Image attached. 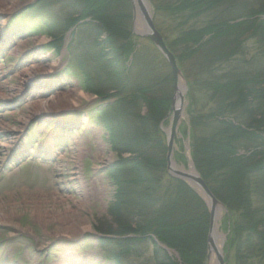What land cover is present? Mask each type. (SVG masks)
<instances>
[{
    "label": "rangeland",
    "instance_id": "obj_1",
    "mask_svg": "<svg viewBox=\"0 0 264 264\" xmlns=\"http://www.w3.org/2000/svg\"><path fill=\"white\" fill-rule=\"evenodd\" d=\"M54 1L59 0L52 2ZM83 1L89 3L92 0ZM137 1L139 2V0H101L102 6L96 8L86 21H92L97 28L102 29L99 31L97 42L101 47L105 45L106 48L102 50L93 46L97 32L93 35L86 29L76 28L77 33H82V38L69 48L75 61L70 68L63 69L60 66L66 61L67 55L63 52L57 55L53 48L60 46L61 49L63 48L69 30L61 34L58 30L63 28L62 25H68V18L73 14L71 10L77 12L80 8L68 5L69 8L66 9L65 5H53L52 14L45 15L42 24L35 21L31 24L28 22L30 26L20 33V38L24 35L23 39L14 42L10 19L13 21V18L19 17L18 20L26 21L25 7L32 0H0V51H2L0 53V264H111L106 260L103 250L97 246L92 233L99 224L116 229V221L108 215L107 207L117 189L116 195L122 201L127 199L128 191L123 190L120 185L117 188L110 183L106 174L107 168L116 161L130 163L131 160L138 159V161L148 160L146 163L143 162L141 167L150 170L153 166L149 165V162L151 163L157 155L165 158V146L168 145L173 119L170 106L174 103L176 95L173 74L170 66L168 67L169 64L167 65L168 62L155 50L149 38L142 36L146 21ZM154 1L158 6L162 0ZM181 1L170 0V4L179 5ZM240 1L245 4L249 12H256L258 6H263V0ZM129 2L134 5L131 14L134 17L133 24L131 23L134 29L131 28L139 35L136 41L127 35ZM145 7L146 13L155 14L154 5L149 4ZM78 12L80 13L79 10ZM221 13L222 9L219 14ZM158 16L160 19L157 20L155 27L163 32L167 41L174 40L180 29L183 32L188 31L187 25L179 26L177 19L173 21L167 14ZM135 17L143 19L141 21ZM210 19L211 17L205 13L200 21L207 22ZM121 21V29L118 33H110L107 30L109 26L117 25ZM43 25H51L53 29L48 31ZM91 31L95 30L91 29ZM235 36L230 39H234ZM223 40L224 37L221 38V41ZM239 40L243 41L242 50L246 54L243 59L248 61L255 54L256 58H261L258 45L250 33L244 34ZM110 44L113 46L111 50L108 49ZM210 44L215 46L217 41H212ZM6 47L8 49L5 51ZM99 54L107 63L115 60V66L118 67L117 77L122 75L121 79H130L129 82L142 86L140 89L146 90L143 95L145 99L136 100V97L129 96V92L113 93L115 90L110 88V83L113 81L93 69L102 64L93 61ZM238 54L242 53L238 52ZM204 57L201 59L202 66L204 65L202 86L212 85L214 81L218 82L219 78L225 81L223 78L227 70L223 65H216L213 61V53L208 52ZM235 58L239 57L235 56ZM190 61L182 64L181 71L192 82L199 69L198 66L194 68L197 58ZM119 63H124L129 71L126 72ZM123 70L127 76L122 73ZM85 75L91 78L87 86H85ZM65 81L66 87L58 88L56 84ZM222 81L219 83L222 84ZM43 87H52L53 93L47 96ZM201 94L195 92L192 101H189L190 98L185 100L182 119L172 138L176 169L193 178L197 174L196 163L202 166L199 160L207 161L206 156L216 157L217 153L212 147L206 149L199 146L198 150L201 149V152L207 150L205 153L208 155L199 154L195 157L193 154L196 152L190 134L193 131L196 136L205 135L208 128L218 125L217 120L210 114L217 108L216 103L218 105L224 102L218 96L219 99L212 103L209 98ZM123 96L126 98L124 103L128 104L129 108L119 103L110 104L111 107L106 110V117L116 121L118 126L110 123L114 131L107 133L103 127L95 123V119L100 117L99 114L102 112L94 110L90 105L97 104V100L103 103L116 102V99ZM162 100L164 107L161 105ZM226 100L228 99H225V104L232 102ZM191 110L198 112L192 120ZM251 112L253 113L254 109ZM56 116L69 119L72 124H63L61 120L54 118ZM243 119L245 121L246 117ZM147 121L149 124L144 125ZM241 121L239 123L243 125ZM74 122L75 125L77 122L81 125L75 126ZM190 123L193 125L192 131ZM62 125H64L63 129L60 128ZM153 125L158 136H153L154 134L150 132ZM48 126H54L55 129L52 130ZM244 126L241 135H245V132L252 133L250 126ZM126 127L129 128L131 137L145 136L143 139L147 137L149 142L135 147L136 151L132 150L133 153L129 151L119 154L113 149V144L118 140L115 131ZM94 129L98 131L94 132ZM158 137L162 145L164 143V148L160 151L157 147ZM238 154L244 157L242 158L254 189L255 195L248 196L253 206L251 219L255 222L264 221V212L261 209H264V172H260L257 167L260 158L255 157L245 148L239 150ZM176 156H180L182 160H177ZM124 164L129 168V164ZM197 177L208 194L219 203L216 206L215 226L221 235L220 251L225 256V264H264L259 252L260 246L257 249L255 246L259 245L260 241L257 238L253 240V234L250 237L252 240L249 241L255 246L254 250L251 252L244 248L241 252L238 250L239 259L234 255V247H229L232 237L231 228L233 225L234 227L242 225L241 214L229 209L224 200L217 198L212 187L215 184L205 181L200 174ZM167 178L181 182L192 189L205 206L207 215L210 216L209 197L201 187L193 183L191 178L174 179L169 176ZM144 183L148 192L157 191L156 179H145ZM231 190L232 183L226 182L222 194L231 198L233 193ZM162 203L161 205L158 203V206L171 217L169 221L173 222L174 226L183 225L180 213ZM194 214V211L189 213L192 219L197 213ZM200 226V222H194L193 231L186 234L189 237L187 242L194 244L195 252ZM257 226L260 228L257 232L264 231V224ZM180 229L185 232V226H181ZM183 232L178 236H183ZM248 235L246 233L245 237L242 236L243 244H246ZM208 241L207 233L204 239L206 256L200 263L217 264V253L213 247L210 248ZM158 243H155L157 249L165 251L170 257L165 264L175 262L174 257L179 255L173 249L162 245L164 249ZM135 252L136 254L121 256V264H156L154 251L152 253V248L149 246L136 247Z\"/></svg>",
    "mask_w": 264,
    "mask_h": 264
},
{
    "label": "trees",
    "instance_id": "obj_2",
    "mask_svg": "<svg viewBox=\"0 0 264 264\" xmlns=\"http://www.w3.org/2000/svg\"><path fill=\"white\" fill-rule=\"evenodd\" d=\"M66 1L72 2L75 8H80L78 9L80 13L77 10V12L73 13L72 16L68 18V25L66 28L75 26L78 22L86 20L96 11V8L102 6L100 4L101 0H92L89 3L83 0H62V2ZM150 1L154 5L155 24H157V20L160 19L158 15L167 14L173 21L177 19L176 21H178L179 26H188V31H185L186 33L180 29L172 41H167L163 32L157 29L163 34L167 47L176 56L180 69L184 62L188 60L191 62L190 60L197 58L194 68L198 66L199 73L192 82L182 71L189 87V101L193 100L192 97L195 92L198 94L203 93L201 95L207 99L209 98L212 103L219 99L218 96L221 98L220 100L223 99L222 101H224L218 103V105L216 103L217 108L210 114L217 120L218 125L208 128L205 135L196 136L195 132L193 133L192 131L193 125L190 123L192 131L190 137L193 144L192 146L195 148L194 151L196 152L193 155L195 157L199 154L208 155L205 153L207 150H203L202 152L201 149L198 150L199 146L200 148L206 147V149L212 147L217 153L216 157L212 155L206 156L210 161L199 160L202 166L196 163L195 168L197 173L200 174L205 181L215 184L212 185V187L215 194L218 196L216 197L224 200L226 205L229 206V209H233L235 212L237 211L241 214L242 225H236L235 227L233 225V228H231L232 237L229 241V247H234V255L239 259L240 253L237 254L238 250L241 252V249L244 248L248 252H251L254 250L255 246L256 249L260 246L259 252L264 260V231L257 232V229H260L257 225L264 224V221L258 220L255 222L251 219L253 215L250 213L253 206L250 203L249 197L255 194L253 192L254 189L250 181L248 169L244 163V157L238 154V151L243 148L250 150L252 155L260 158L257 161V167L260 169V172H264V135H260V128L257 126L258 121L262 122L264 125V20L259 18V16L263 14V11H261L262 9H258L256 12H249V10L245 8V4L240 0H182L179 5L170 4V0H165V2L162 0L158 6L157 2L155 3L154 0ZM127 8L129 26L127 35L135 41L133 36H131V15L128 6ZM221 9L222 13L219 14ZM205 13L208 17H211V19L207 22L200 21ZM121 24L122 21L117 23V25L113 24L109 26L107 30H109L110 33H118L121 29ZM78 29H86V31L88 30L93 35L97 32L93 46L95 48L99 47L102 50L106 48L105 45L101 47L97 42L101 28H97L92 21L83 22ZM91 29L95 31L92 32ZM61 31L59 33H61ZM246 33H250V36L253 37L260 46L258 50L261 58H256L255 54L254 57L248 61L243 59L246 54L242 50L243 41L239 39ZM81 34L82 33H80L79 36ZM233 35H236L235 38L230 39ZM223 37L225 40L221 41ZM212 41H217V44L211 46L210 42ZM112 47L113 46L110 45L108 49L111 50ZM133 48L134 46L131 50H133ZM208 52L213 53V61H215L218 66L223 65L227 73L223 78L225 81L219 78L218 82L214 81L212 85L202 86V69L204 65L202 66L201 59L205 58L204 55ZM238 52L242 54L239 55ZM235 56L239 58L236 59ZM102 57L103 56L99 54L93 61L102 64L105 63L106 65L103 66L99 64V66L94 67V69H96V71L100 70V72H103L104 75L108 76L113 81L110 83L111 90H115L117 94L129 92V96L136 97V100L139 98L144 100L145 97H143V95H145L146 90L140 89L142 86L138 85V83L129 82L130 79H121L122 75L117 77L118 67L115 66V60H113V62L112 60L108 61L107 63ZM117 61L119 62L118 59ZM222 61L224 63H222ZM119 64L122 65V68H124L126 72L129 71L126 69L124 63ZM125 71L123 70L122 73L127 76ZM90 80L91 78L89 75H85V86H87ZM221 81L222 84L219 83ZM124 87H126V89ZM124 96L122 98L119 97L115 104L119 103L128 107V104L124 103L126 100ZM225 99H228L226 101L232 100V102H226L225 104ZM163 102L164 100H162L161 105H163ZM193 104L192 102L191 105ZM162 107H164V105ZM252 109L256 111L260 118H258L254 112H251ZM163 111L165 110L163 109ZM190 113L192 115L191 120L198 114V112L192 110ZM242 114H244V116H242ZM243 117H246L245 121ZM101 121L104 122V124H109L110 127V123H112L113 126L114 124L116 127L118 126L116 121L112 120L113 123L111 119L105 116ZM240 121L243 122V125L239 123ZM146 124H149V121L144 123V125ZM244 125L250 126L252 133L244 131L245 135H241ZM127 127L115 131L118 135L117 151L119 154L128 153L129 151L133 153L135 147L142 146L143 143L149 142L147 141V137L143 139L145 136L138 137L136 135V138L131 137L130 130ZM156 128L158 130V127ZM244 128L246 129V126H244ZM262 129L264 133V128ZM155 131V125H153L150 132L154 134L153 136H158ZM207 134H209V136ZM152 139L156 141L155 138L152 137ZM225 139L229 140L230 144L225 142ZM157 141L158 151H160L164 148V143L162 145L159 137ZM243 142L245 143L241 146ZM235 145H238L239 150L236 151L235 149L234 152H232L231 147ZM137 154L139 156L141 155L140 152ZM176 159L182 160L180 156H176ZM147 161L148 160L138 161V159L136 161L131 160L130 163H128V161H119L111 170V180L114 184L120 185L123 190L128 191L127 199L122 201L120 197L116 196L114 201L110 202L108 205V215L116 221V229L114 230L109 226L104 227L99 224L94 228L95 232L100 235L118 236L117 239H113L112 241H116L113 246L119 251L110 253V258H112L114 264H119L118 262L121 254L129 253L138 244H151L154 249L156 264L167 263L170 257L166 255L165 251L157 249L155 240L161 245L173 249L179 255L181 263L202 264L200 262L205 259L204 257L206 256L204 239L205 236L207 237L209 223V215H207L205 206L188 186L167 178L165 174V159L157 155L151 163L149 162V165L153 166V169L150 170L141 167L143 166L142 163H146ZM124 163L129 164V168H126ZM145 179H156L158 181L156 192H148L145 187L146 183H144ZM229 181L230 184L232 183L231 191H233L232 196L230 195L231 198L222 194V189L226 182ZM155 193H157V195H155ZM161 202H163L162 205H168L180 213L183 220V225L181 226H185V232L180 229L181 226H174V223L169 221L171 217L164 213L161 207L158 206V203L161 205ZM261 209L264 212V209ZM190 211H194L195 214L197 213L196 215L194 214V219L189 215V213H191ZM196 221L200 222L201 231L197 239V251L195 252L193 248L194 244L187 242L189 237H187L186 234L193 231L194 222ZM182 232L183 236H178V234ZM246 233L249 235L247 236L246 244H243L242 236L245 237ZM251 235L253 236V240L257 238L260 241L258 243L259 245L253 246L250 244L249 240H252V238L250 239ZM228 250L229 248H227V251ZM172 264L177 263L172 261Z\"/></svg>",
    "mask_w": 264,
    "mask_h": 264
},
{
    "label": "water",
    "instance_id": "obj_3",
    "mask_svg": "<svg viewBox=\"0 0 264 264\" xmlns=\"http://www.w3.org/2000/svg\"><path fill=\"white\" fill-rule=\"evenodd\" d=\"M138 4L140 6L141 13L142 12L144 13L143 18L146 21V25H144V29H143L144 31L142 32V36H144L145 38H149L152 41V43L155 45V47L164 56L166 61L168 62L171 68V71L173 73V78H174V83H175V93H176L175 96L179 101L176 107L174 106L175 101L173 103L174 105L172 104L173 119H172V124L170 127V132L168 135V145H167V155H166L167 172L175 178H184V177L191 178L195 185H198L205 191V194L209 197V200H210L208 201V203H209L210 211H211V214H210L211 232L213 233L215 222H216V218H215L216 206H218L219 203L208 194L202 182L197 177L198 175L195 174V178L189 177L185 173L178 171L174 163L172 162V138H173V135L175 133V130L179 124V120L182 115V110H183V105H184V95L186 93L187 88L183 81L182 75L176 65L175 59L165 47V44L161 36L155 30L151 17L149 16L148 13H146L145 7L142 1L140 0ZM180 81H182V84H180ZM212 233H210L209 235L208 243L210 245V248L213 247V249L215 250V247L213 246V242L211 240V235H213ZM215 251L217 253V264H224L221 253H219L217 250Z\"/></svg>",
    "mask_w": 264,
    "mask_h": 264
},
{
    "label": "bare ground",
    "instance_id": "obj_4",
    "mask_svg": "<svg viewBox=\"0 0 264 264\" xmlns=\"http://www.w3.org/2000/svg\"><path fill=\"white\" fill-rule=\"evenodd\" d=\"M111 45V44H110ZM254 114H256L257 115V113H256V111L254 110ZM58 117V116H57ZM257 117L258 118H260L259 117V115H257ZM257 121V120H256ZM257 126H258V128H260V131H259V133H260V135H264V133H263V129L262 128H264V125L262 124V122H257ZM98 130H95L94 129V132H97ZM225 142H227L228 144H230V142H229V140H224ZM232 148V152H234V150L236 149V151L237 150H239V148H238V145H235V146H233V147H231ZM208 235H210V233H212L211 232V224H210V218H209V223H208ZM213 235L211 236V240H212V242H213V246L215 247V250H219V252H221L220 250H221V245H220V240H221V235L217 232V227L215 226L214 227V230H213V233H212ZM220 241V242H219ZM211 260V259H210ZM174 261H175V263H177V264H183V263H181V260H180V257H178V256H175L174 257ZM206 264V263H205Z\"/></svg>",
    "mask_w": 264,
    "mask_h": 264
}]
</instances>
